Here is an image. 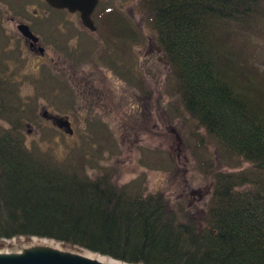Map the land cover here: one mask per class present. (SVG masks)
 <instances>
[{
    "label": "trees",
    "instance_id": "obj_1",
    "mask_svg": "<svg viewBox=\"0 0 264 264\" xmlns=\"http://www.w3.org/2000/svg\"><path fill=\"white\" fill-rule=\"evenodd\" d=\"M143 4L183 107L231 169L205 161L212 190L198 215L163 191L91 174L82 150L61 158L29 146L24 119L34 109L5 100L0 238L45 236L129 263L264 264V168L253 165L264 160V77L254 65L264 52V0ZM117 19L118 32L132 24L120 11ZM134 80L149 97L147 79Z\"/></svg>",
    "mask_w": 264,
    "mask_h": 264
},
{
    "label": "rangeland",
    "instance_id": "obj_2",
    "mask_svg": "<svg viewBox=\"0 0 264 264\" xmlns=\"http://www.w3.org/2000/svg\"><path fill=\"white\" fill-rule=\"evenodd\" d=\"M114 3L122 14L133 19V26H141L155 40L147 11L142 7L143 0H114ZM134 49L139 63L144 47L137 42ZM23 57L15 65L7 66L5 61L0 65L5 76L10 77L0 80V110L7 105L5 100L19 101V98L26 107L34 109L24 119L29 146L52 150L61 158L82 150L89 160L87 169L91 174L108 171L119 183L163 191L172 203L180 202L198 215L203 212L213 182L205 161H212L214 169L231 167L220 158L215 140L183 107L168 64L152 55L151 76L147 78L152 89L149 97H143L135 82L117 75L112 78L117 91L109 87L101 99L95 92L79 89V83L85 88L84 82H66L51 73L52 65ZM254 60L264 77V52ZM54 66L56 72H64L62 65ZM122 86L130 95L128 102L125 96L121 97ZM117 98L123 101L122 107L115 102ZM44 108L67 115L73 133H65L44 118ZM0 122L6 124L2 118ZM30 239V236L0 238V247Z\"/></svg>",
    "mask_w": 264,
    "mask_h": 264
},
{
    "label": "flooded vegetation",
    "instance_id": "obj_3",
    "mask_svg": "<svg viewBox=\"0 0 264 264\" xmlns=\"http://www.w3.org/2000/svg\"><path fill=\"white\" fill-rule=\"evenodd\" d=\"M118 13L114 0H98L91 12L94 27H90L83 24L79 10L55 7L46 0H0V65L4 61L7 66L20 63L24 55L35 58L52 65L51 73L66 82H84L85 88L79 83V89L95 92L102 99L110 88L116 90L114 76L128 82L139 76L149 78L153 54L167 64L161 47L141 26L128 24L118 32ZM133 30L140 32L137 38ZM137 42L144 47L139 63L134 49ZM53 65H62L64 72H56ZM5 75L0 68V80L10 78ZM123 96L128 102L130 95L124 86ZM115 102L122 107L123 101L117 98Z\"/></svg>",
    "mask_w": 264,
    "mask_h": 264
},
{
    "label": "water",
    "instance_id": "obj_4",
    "mask_svg": "<svg viewBox=\"0 0 264 264\" xmlns=\"http://www.w3.org/2000/svg\"><path fill=\"white\" fill-rule=\"evenodd\" d=\"M46 1L55 7L79 10L83 24L94 27L91 12L98 0ZM28 32L31 33L29 30ZM42 115L51 119L52 123L64 132L73 133L74 129L67 115L51 113L47 108L43 109ZM253 165L264 168V160ZM30 237L29 241L11 242L0 247V264H113L111 259L116 260L112 256L82 248L76 244L60 246L57 243L62 242L54 238L36 235Z\"/></svg>",
    "mask_w": 264,
    "mask_h": 264
},
{
    "label": "bare ground",
    "instance_id": "obj_5",
    "mask_svg": "<svg viewBox=\"0 0 264 264\" xmlns=\"http://www.w3.org/2000/svg\"><path fill=\"white\" fill-rule=\"evenodd\" d=\"M55 243H57V242H55ZM57 244L60 246L67 245V244L62 245V243H57ZM111 260L113 261L112 262L113 264H141V263H129V262H125V261L123 262L122 260H119V259L118 260L117 259L116 260L111 259Z\"/></svg>",
    "mask_w": 264,
    "mask_h": 264
}]
</instances>
